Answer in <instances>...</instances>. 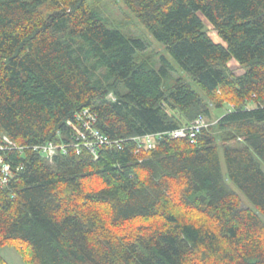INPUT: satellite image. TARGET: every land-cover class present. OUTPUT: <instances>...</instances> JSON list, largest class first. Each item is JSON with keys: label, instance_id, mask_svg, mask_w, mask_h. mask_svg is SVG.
Instances as JSON below:
<instances>
[{"label": "trees", "instance_id": "1", "mask_svg": "<svg viewBox=\"0 0 264 264\" xmlns=\"http://www.w3.org/2000/svg\"><path fill=\"white\" fill-rule=\"evenodd\" d=\"M119 1L200 91L100 0H0V134L28 147L3 153L14 177L0 186V247L26 264H264V0ZM84 108L111 138L211 123L97 159L29 148Z\"/></svg>", "mask_w": 264, "mask_h": 264}, {"label": "built area", "instance_id": "2", "mask_svg": "<svg viewBox=\"0 0 264 264\" xmlns=\"http://www.w3.org/2000/svg\"><path fill=\"white\" fill-rule=\"evenodd\" d=\"M113 98L112 94L108 95ZM209 124L202 116H199L195 123L173 129L168 132L147 133L144 135L125 138H111L103 133L97 126V116L90 108H84L74 113L73 118L66 122V132H58L59 140L46 141L31 145L29 148L38 152L44 159L52 161L58 154L74 152L80 154L83 150L89 152L93 159L98 158L99 150L106 146L121 148L125 141H131L135 152L143 149H154L156 143L164 136L170 138H185L193 140L200 129ZM26 145H19L6 134H0V186L7 185L14 177V170L11 163L5 160L3 153L10 151H23ZM16 167L15 170H19Z\"/></svg>", "mask_w": 264, "mask_h": 264}, {"label": "rangeland", "instance_id": "3", "mask_svg": "<svg viewBox=\"0 0 264 264\" xmlns=\"http://www.w3.org/2000/svg\"><path fill=\"white\" fill-rule=\"evenodd\" d=\"M103 14L107 19L114 23L116 26L121 27L122 30L127 33L128 35L140 37L142 40H144L147 44V49L145 51V55L153 54V57L156 59L161 55H166L168 60L172 63L174 67V71H172L173 78L177 76H183L185 77L192 87L196 91H200L198 85L196 82L193 81L191 76L187 74L184 71H181L178 64L174 61V59L170 56V54L166 51L165 46L158 42L156 39H154L146 27L140 23L136 17L128 10V8L125 6V4L119 0H100L99 2ZM207 31L209 35L213 38L215 41H220L216 32L212 28L207 21H205ZM160 66V63L158 62V65L155 66V68H158ZM228 66L234 74L239 75L243 73L245 67H243L241 64L236 62L235 60H232L228 63ZM229 107V105L224 106V108L221 110L222 112L225 110V108ZM221 111H213V119L211 121H214L217 114L219 115ZM207 121V120H206ZM207 123L210 125L211 122L207 121ZM261 163V166L264 170V163ZM222 164L224 167V163L222 160ZM230 187L234 189L243 199V205L244 206H252V204L246 199L241 192L238 190L237 186L233 183H229ZM260 217L264 220V216L261 212H258ZM0 254L4 258L5 262L7 264H26L24 258L20 255V253L17 251L15 244H6L0 247Z\"/></svg>", "mask_w": 264, "mask_h": 264}]
</instances>
